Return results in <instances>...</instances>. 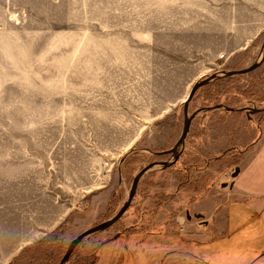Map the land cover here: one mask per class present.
<instances>
[{
  "label": "rangeland",
  "instance_id": "374dc122",
  "mask_svg": "<svg viewBox=\"0 0 264 264\" xmlns=\"http://www.w3.org/2000/svg\"><path fill=\"white\" fill-rule=\"evenodd\" d=\"M218 7L208 0L4 4L0 264L11 263L32 245L15 264H36L106 221L109 200L118 198L120 207L133 178L148 165L133 164L124 176L121 158L141 155L146 160L154 151H170L183 125L182 101L202 78L207 81L201 89L213 92L209 104L230 108L217 105L205 119L198 112L191 120V134L205 131L197 143L206 165L185 173L154 166L138 179L130 203L135 206L127 208L121 223L85 237L72 251L81 255L68 264L116 258L125 237L108 240L123 228L128 235L142 229L185 240L194 231L186 212L195 222L197 209L220 200L228 189L220 184L231 180L251 148L252 158L257 157L252 187H264V143L256 147L264 140V30L252 38V26L219 25L247 23L252 13ZM259 61L256 68L238 73ZM245 88L256 107L236 100ZM227 150L244 151L221 157ZM172 159L168 152L162 161ZM57 227L60 231L40 242ZM111 242L119 251L101 256L98 250Z\"/></svg>",
  "mask_w": 264,
  "mask_h": 264
},
{
  "label": "crops",
  "instance_id": "0c3cea01",
  "mask_svg": "<svg viewBox=\"0 0 264 264\" xmlns=\"http://www.w3.org/2000/svg\"><path fill=\"white\" fill-rule=\"evenodd\" d=\"M18 1L0 0V19L4 4ZM208 2L210 6L215 4L227 12L243 10L252 13V19L247 23L230 20L228 24L219 22V25L252 26V38L264 30V0ZM263 143L264 140L260 139L257 149ZM245 155L237 166L239 172L232 179V188L222 192L220 200L214 199L209 206L197 209L196 214H201L202 218L195 222L187 220L195 229L186 235L185 240L170 233L161 236L162 233L134 232L118 244L120 252L116 258L105 259L103 263L98 257L93 264H264V191H258L264 187L257 188V191L252 187V163L257 157L252 158V148ZM128 237L129 240L141 239L131 242ZM235 245H240L237 252L232 250ZM105 246L98 250L105 258L110 250L119 251L116 243Z\"/></svg>",
  "mask_w": 264,
  "mask_h": 264
},
{
  "label": "trees",
  "instance_id": "16d2710c",
  "mask_svg": "<svg viewBox=\"0 0 264 264\" xmlns=\"http://www.w3.org/2000/svg\"><path fill=\"white\" fill-rule=\"evenodd\" d=\"M205 79H207V78H202L200 80H205ZM203 87H204V84L201 85L199 88H197V90L194 92L193 96L191 97L190 101L188 102V105H187V113L188 114L199 112V113H201V116L205 119L206 113L208 111H212L213 109H215V107H217V105L223 107L225 111H230V108L226 104H214L213 106L210 105L209 100L211 99L213 92H212V94H209L208 92H205L204 90L201 89ZM235 98L237 101H240L241 103H250L251 105L253 104V107H256V103H258V102H254L252 100V95L248 92V90L246 88L239 91L238 95ZM261 105L263 106L264 103ZM190 129L191 128H189V130H188L189 133L187 134V136L184 140L183 147H182L180 155L178 156V159L170 165V167L177 169V171L183 172V173H185L186 171L188 172V171H194V170H201L207 163V160H206V158H204V154H202L201 151L199 150V144L197 143V141H201V139L203 138V136L205 134V131L203 129H201L200 131L193 132V134H191ZM256 140L257 139L254 140V143ZM231 149H234V148H231ZM168 151L169 150H162V149L158 150V151H154L147 156L146 160H144V158L141 155L129 157V155L125 154L121 158V161L119 164L120 173L123 174L124 176H128L129 173H131V171H132L131 166L133 164H139L142 161H147L148 164H152L155 162H161L162 160L165 159V155H166V153H168ZM243 151L244 150H241V151L240 150H236V151L235 150H227L226 152L221 153V157H225L227 154H230V156H236ZM189 161L192 162L190 165L187 164ZM235 168H236V166L234 167V169ZM113 200L110 199L108 204H107L106 217H105L106 220L109 219L111 216H113V214L116 212V210L119 207V205H118L119 199L113 198ZM134 206L135 205H130L129 208H133ZM159 206H161V205L158 204L156 206V208L149 210L150 215L154 216L155 210ZM135 208H136V210L135 209L134 210L137 211L139 208V205H137V207H135ZM128 209L126 211H128ZM126 211L124 214H126ZM142 216H139V217H142ZM122 217L123 216H121L116 222H114L110 226V228L118 226L122 221ZM60 228L61 227H57L54 232L46 235L44 238L41 239L40 242L46 243L47 240L52 235H54L56 232L60 231ZM127 230H128V228L121 229L120 231H118L114 235V237L112 239H110L108 241H111L114 238L117 239L119 237L124 238L126 235H128L126 233ZM140 239L137 240V242H139ZM78 245L79 246L83 245L82 241ZM31 247L29 246V247L22 249L21 252L9 264H15V262L23 254H25L26 251ZM58 250H59V252L58 251L56 252V250H51L52 252L49 256H45V258L40 259L36 264H58L61 257L63 256L65 250H66V246L64 245L62 248H59ZM80 255H81V253L72 252L65 264H68L71 260H73L74 256L79 257Z\"/></svg>",
  "mask_w": 264,
  "mask_h": 264
},
{
  "label": "water",
  "instance_id": "95a60500",
  "mask_svg": "<svg viewBox=\"0 0 264 264\" xmlns=\"http://www.w3.org/2000/svg\"><path fill=\"white\" fill-rule=\"evenodd\" d=\"M263 56H264V54H263ZM260 61L258 63L253 64L248 69L239 71L238 73H245L247 71H250V70L256 68L259 65ZM206 81H207V79L200 80V81L195 82L191 86V88L189 89L188 94L186 95V97L182 101V115H183V125H182V129H181V132L179 134V137H178L177 141L175 142L173 148L170 151H168V152H170L172 154L173 159L171 161H169V162H166V161L155 162V163L148 164L147 166L143 167L137 173V175L133 178L132 183H131V186H130V189H129V192H128L127 196H126V199L123 201V203L121 204V206L119 207V209L117 210V212L111 218H109L108 220L103 221L100 224H98V225H96V226H94L92 228H89L88 230H86L85 232H83L82 234H80L79 236H77L76 238H74L68 244V246H67V248H66V250H65V252H64L63 256L61 257V259H60V261H59L58 264H65L66 261L68 260L69 256H70V254L74 250V248L85 237H87V236H89V235H91L93 233H96L98 231H101V230H104V229L110 227L114 222H116L123 215V213L129 207V205H130V203H131V201L133 199V196L135 194V190H136V187H137L138 179L143 174H145L146 172H148L150 169H153L154 166H161L162 168L168 167V166H170L172 163H174L178 159V156L180 155L181 150H182V147H183L184 140H185V138L187 136V133H188V130H189V126H190L191 120L193 119L194 115L196 114V113H192V114L188 115V113H187V105H188V102L190 101L191 97L193 96V94L197 90V88H199L201 85L205 84ZM238 172H239V169H238V167H236L233 170V172L231 173V175H230L231 181L221 183L220 184V187L221 188H229V189H231L232 186H233L232 179L237 176ZM192 216L195 219H200V218L203 217L201 214H194ZM190 218H191V216L188 214V212H186V220H190Z\"/></svg>",
  "mask_w": 264,
  "mask_h": 264
},
{
  "label": "built area",
  "instance_id": "2783aa9c",
  "mask_svg": "<svg viewBox=\"0 0 264 264\" xmlns=\"http://www.w3.org/2000/svg\"><path fill=\"white\" fill-rule=\"evenodd\" d=\"M232 172V171H231ZM227 176H229V173L227 174ZM181 232H184L185 229H184V226H182V229H180Z\"/></svg>",
  "mask_w": 264,
  "mask_h": 264
}]
</instances>
